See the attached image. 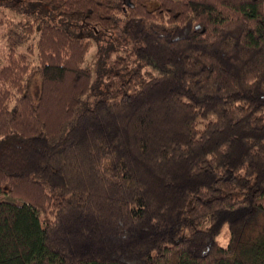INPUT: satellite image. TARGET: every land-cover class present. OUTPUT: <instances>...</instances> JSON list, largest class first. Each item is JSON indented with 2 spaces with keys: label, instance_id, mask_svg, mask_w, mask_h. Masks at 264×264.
I'll return each instance as SVG.
<instances>
[{
  "label": "trees",
  "instance_id": "trees-1",
  "mask_svg": "<svg viewBox=\"0 0 264 264\" xmlns=\"http://www.w3.org/2000/svg\"><path fill=\"white\" fill-rule=\"evenodd\" d=\"M0 264H264V0H0Z\"/></svg>",
  "mask_w": 264,
  "mask_h": 264
}]
</instances>
